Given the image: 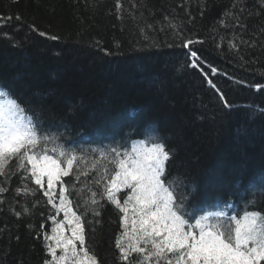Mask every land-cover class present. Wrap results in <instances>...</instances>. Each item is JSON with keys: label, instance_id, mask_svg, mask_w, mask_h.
Here are the masks:
<instances>
[{"label": "trees", "instance_id": "1", "mask_svg": "<svg viewBox=\"0 0 264 264\" xmlns=\"http://www.w3.org/2000/svg\"><path fill=\"white\" fill-rule=\"evenodd\" d=\"M0 17V85L50 137L47 154L76 155L62 180L98 264H129L116 247L122 213L96 181L114 174L111 149L122 157L147 138L146 119L171 150L166 175L186 210L233 202L238 217L264 215V0H0ZM29 175L15 158L0 174V264L51 258L43 236L57 208ZM252 182L255 208L231 199Z\"/></svg>", "mask_w": 264, "mask_h": 264}, {"label": "snow or ice", "instance_id": "2", "mask_svg": "<svg viewBox=\"0 0 264 264\" xmlns=\"http://www.w3.org/2000/svg\"><path fill=\"white\" fill-rule=\"evenodd\" d=\"M187 43L192 44L193 41ZM190 54L193 57L197 55L196 52ZM212 87L216 86L213 84ZM255 87L261 89L264 85L257 84ZM216 91L220 92L218 88ZM6 97L7 93L0 90V174L15 158L17 167L30 173L28 178L44 189L43 196L48 198L47 202L53 203L57 212L64 213L61 221H56L54 215L49 217L55 226L51 236H43L45 241H50L46 248L51 257L44 264H98L96 256L91 255L86 247L77 250V243L81 246L85 244L84 224L73 211L72 201L67 196L68 188L62 180L73 171L76 155L64 150L59 151L58 158L48 155L41 141L50 137H43L38 122L26 119L19 104ZM220 99L225 107H231L222 92ZM152 131L148 130V141L141 142L139 147L134 145L131 152H124L122 157L115 148L111 149L117 157L114 174L106 178L102 176L96 181V184L103 181L101 199L106 196L107 201L122 213L124 232L122 238L116 240L120 259L131 264L130 257L136 254L133 257L136 264H151L153 258L156 264H160L161 260L164 264H261L264 261V215L245 212L242 219H236L223 211L210 212L199 219L193 215L195 222L190 224L185 219L188 215L185 207L188 196L179 190L181 184L177 179L169 181L166 175L171 150L166 149L165 144L152 135ZM62 160L66 167L62 166ZM79 179V176L73 177L74 181ZM57 182L62 185L58 206L54 203ZM122 189L129 190L123 202L117 195ZM5 191L6 188L0 187V193ZM27 191L31 190H25V194ZM91 195V204L96 205V193ZM93 214L99 215L95 210ZM66 225L71 235H65L68 230ZM123 238H127V244ZM58 249L61 251L59 256Z\"/></svg>", "mask_w": 264, "mask_h": 264}, {"label": "bare ground", "instance_id": "3", "mask_svg": "<svg viewBox=\"0 0 264 264\" xmlns=\"http://www.w3.org/2000/svg\"><path fill=\"white\" fill-rule=\"evenodd\" d=\"M235 107H238V106H235ZM146 120H147V122H144V125L141 126L138 131L141 132V134H143L145 131L148 132V130H153L152 131V135H154L155 138H157V136H158L157 129H155V127H153L152 124H150V122H151L150 120H148V119H146ZM146 127L148 128L147 130H146ZM128 136H129V134H128ZM73 139H74V137H73ZM105 140H110V138L106 137ZM124 141H127V138ZM104 148H105L104 145H95V144L91 147L92 150H96V151L102 150ZM251 185H252L251 186L252 188L249 187L250 191L245 190L246 189L245 186H238L237 189H236L237 190V195H241V196H239L238 198H235V199L234 198H231V199L236 201V202L244 203V204H246V205H248L250 207L255 208L256 207L255 203H258V198H259L258 194H260V192H257L256 194L254 193L253 186L255 185V182H252ZM195 194H196V192L193 191V193L190 194V198L191 199H193V198L196 199L197 197H195ZM188 202H189V198L186 201V204Z\"/></svg>", "mask_w": 264, "mask_h": 264}, {"label": "rangeland", "instance_id": "4", "mask_svg": "<svg viewBox=\"0 0 264 264\" xmlns=\"http://www.w3.org/2000/svg\"><path fill=\"white\" fill-rule=\"evenodd\" d=\"M46 179H47V178L45 177V189L47 188ZM54 187H55L54 203L56 202V204H57V206H58V205H59V198H60V193H61L62 187H61L60 182H57V183L55 184ZM58 217H59V219H57L56 221H61V220L64 219V213H63V211H59ZM194 222H195V221H194ZM190 224H191V223H190ZM66 228H68L67 225H66ZM51 235H52V233H51ZM51 235H50V236H51ZM65 235H71L70 228H68V230L65 232ZM49 242H50V241H48V243H49ZM123 242H124L125 244H127V238H123ZM81 247H84V245L81 246L79 243H77V250H80ZM57 255H58V256L61 255V251H60L59 249L57 250ZM170 258H171V257H170ZM161 262H163V260H161ZM163 263H164V262H163ZM151 264H156V260H155V258L152 259Z\"/></svg>", "mask_w": 264, "mask_h": 264}]
</instances>
